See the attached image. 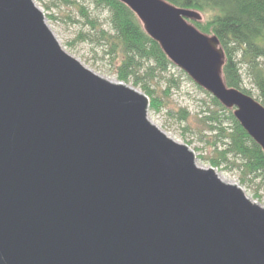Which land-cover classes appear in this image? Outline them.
Returning <instances> with one entry per match:
<instances>
[{
	"label": "water",
	"instance_id": "water-1",
	"mask_svg": "<svg viewBox=\"0 0 264 264\" xmlns=\"http://www.w3.org/2000/svg\"><path fill=\"white\" fill-rule=\"evenodd\" d=\"M264 152L197 11L119 0ZM149 98L64 51L34 0H0V264H264V208L150 122Z\"/></svg>",
	"mask_w": 264,
	"mask_h": 264
},
{
	"label": "trees",
	"instance_id": "trees-1",
	"mask_svg": "<svg viewBox=\"0 0 264 264\" xmlns=\"http://www.w3.org/2000/svg\"><path fill=\"white\" fill-rule=\"evenodd\" d=\"M165 1L202 15L200 22L191 20V23L200 32L218 37L226 55L223 67L226 85L252 96L244 84L241 65L245 64L251 85L259 91L256 100L264 106V66L260 62L264 60V0ZM94 3L109 13L111 31L102 29L85 7L80 11L118 61L119 82L127 84L133 78L136 86L144 83L143 92L150 99V111L160 112L165 104L155 96L151 86L156 85L158 76L176 66L125 4L119 0H94ZM165 94L169 95L170 89ZM212 106L204 112V123L221 139L224 149L215 151L213 157L201 159L217 169L229 164L230 158H236L242 163L244 174L264 178V152L235 118V110L224 107L213 97ZM182 115L186 117L187 111Z\"/></svg>",
	"mask_w": 264,
	"mask_h": 264
},
{
	"label": "rangeland",
	"instance_id": "rangeland-1",
	"mask_svg": "<svg viewBox=\"0 0 264 264\" xmlns=\"http://www.w3.org/2000/svg\"><path fill=\"white\" fill-rule=\"evenodd\" d=\"M34 1L43 11L49 28L66 53L98 76L119 82L118 61L105 42L101 41L98 34L91 28L80 8L85 7L91 18L99 21L102 29L111 31L109 13L106 10L97 8L94 0ZM187 21L192 25L191 20ZM238 59L240 60L241 57L239 56ZM260 62L264 66V60ZM241 66L245 88L251 91L255 99H258L259 91L250 83L247 66L245 64ZM135 83L136 80L131 78L129 83L124 84L144 94V83L137 86ZM151 88L155 90V96L165 105L160 112H152L149 109L150 122L170 139L188 146L194 153L200 168H211L210 163L201 158L213 157L215 151L224 149L221 139H217L216 133H212L204 123L206 116L204 112L209 106L213 108L212 95L201 90L178 67L171 68L158 76L156 85ZM168 89L170 94L166 95L165 92ZM184 110L188 113L186 117L182 115ZM241 164L238 159L230 158L229 164H223L215 170L219 178L224 179L222 181L240 187L250 200L264 208V178L244 174Z\"/></svg>",
	"mask_w": 264,
	"mask_h": 264
},
{
	"label": "bare ground",
	"instance_id": "bare-ground-1",
	"mask_svg": "<svg viewBox=\"0 0 264 264\" xmlns=\"http://www.w3.org/2000/svg\"><path fill=\"white\" fill-rule=\"evenodd\" d=\"M109 81L112 82V83H117L115 80H109ZM222 180H224V179H222Z\"/></svg>",
	"mask_w": 264,
	"mask_h": 264
}]
</instances>
